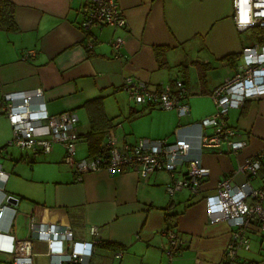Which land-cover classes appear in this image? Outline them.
Segmentation results:
<instances>
[{
    "label": "crops",
    "instance_id": "1",
    "mask_svg": "<svg viewBox=\"0 0 264 264\" xmlns=\"http://www.w3.org/2000/svg\"><path fill=\"white\" fill-rule=\"evenodd\" d=\"M11 1L15 27L0 29V147L11 136L4 95L31 93V100L43 101L50 113L72 109L77 114L76 156L90 157L95 153L82 135L89 129L84 104L101 97L113 122L101 142L106 133L129 142L139 137L173 140L180 125L190 154L199 153L209 172L196 192L183 187L169 194L166 185L186 171L185 164L173 173L156 170L146 179L126 168L78 174L62 160L60 143L46 153L6 148L0 153V167L7 174L0 180V264H11L5 250L12 239L28 237L30 218L54 228L68 225L79 241L92 240L89 228L97 226L99 242L89 264H221L232 226L226 220L209 221L205 198L215 194L222 179L231 184L246 180L248 173L239 171L238 164L258 152L261 167L250 183L264 185V96L247 99L225 115L226 123L248 140L244 148L236 153L200 150L196 142L200 126L195 121L215 109L210 91L243 62L242 46L261 44L238 31L233 0H117L125 26L87 29L81 25L83 0ZM116 35L123 37L118 57L110 44ZM156 47L163 49L159 57ZM228 54L238 57L232 62L225 58ZM126 77L149 88L182 79L189 113L179 116L172 108L134 104L123 88ZM10 196L15 203L8 201ZM257 224H248L249 246L237 249L236 264H264V230ZM170 228L182 240L171 258L165 253ZM54 244L61 248L59 241ZM31 246L32 264H49L46 242L32 237ZM117 248L121 257L115 255Z\"/></svg>",
    "mask_w": 264,
    "mask_h": 264
},
{
    "label": "built area",
    "instance_id": "2",
    "mask_svg": "<svg viewBox=\"0 0 264 264\" xmlns=\"http://www.w3.org/2000/svg\"><path fill=\"white\" fill-rule=\"evenodd\" d=\"M85 16L82 27L108 24L114 27L126 25V18L120 11L117 0H83ZM235 26L238 31L253 27H264V0H233L232 5ZM244 13H246L247 22ZM92 40L86 42V47H92ZM123 37L116 35L111 41L114 56L120 55ZM244 60L236 66L235 71L222 79L210 91L214 102L213 113L202 116L195 121L200 126L197 141L200 150L213 149L236 153L244 148L248 140L241 136L238 128L226 123L225 115L231 108L242 106L247 99L264 96V44H248L241 49ZM30 52L27 53V55ZM172 82V83H171ZM170 83L157 88H149L144 81H133L130 77L123 80V88L134 104H141L161 109H175L179 116L189 113L186 102L188 88L182 79L175 78ZM41 94V89L35 92ZM31 93L19 96L4 95L6 116L11 126V137L6 143L18 149L32 152H49L53 143H60L64 148L63 161L78 174L95 170L133 169L139 176L146 179L156 170L164 169L170 173L177 166L185 164L186 171L179 178L172 179L166 185L169 194L187 187L192 192L199 187L208 175V168L203 166L201 155L190 154V144L185 136L179 135L180 125L174 129L176 136L173 140L167 138L139 137L134 142L120 140L113 133H106L102 142L103 150L90 157L77 158L76 144L77 114L72 109L50 113L43 101L34 102ZM208 129L209 131H206ZM0 147V153L7 145ZM261 153L248 156L238 164V170L247 172V179L238 184H231L228 178L218 182L214 195L205 198L206 215L210 222L228 221L231 226L230 240L224 251L221 264H236L238 248H248L246 236L248 224L256 221L264 230V185L253 187L250 177L256 175L261 167ZM7 174L0 167V180L4 181ZM4 205L0 204V217ZM28 237L12 239L6 253L10 256L11 264H32V237H38L46 242L49 264H89L95 243H98L95 225L90 226L92 240H76L72 236L71 227L64 225L55 227L40 224L30 218ZM169 246L165 253L171 256L179 249L182 240L173 228L166 230ZM59 241L61 248L55 247L54 241ZM122 251L116 254L121 257Z\"/></svg>",
    "mask_w": 264,
    "mask_h": 264
},
{
    "label": "trees",
    "instance_id": "3",
    "mask_svg": "<svg viewBox=\"0 0 264 264\" xmlns=\"http://www.w3.org/2000/svg\"><path fill=\"white\" fill-rule=\"evenodd\" d=\"M13 10L14 4H12L11 0H0V29H14L15 22L12 16ZM252 30L253 39H255L261 44H264V27H253ZM162 51V47H156V55L158 57L160 56V52ZM237 57V54L225 55V58L229 60L235 59ZM158 59L160 64L163 65V61L160 58ZM84 106L88 111L89 129L86 131L85 134L82 135L87 141V147L90 148L93 154L103 150V146H101V141L105 136L104 133L113 127V122L111 121L112 118H108L104 112L103 99L101 97H95L86 101ZM104 245L112 249L114 248V245L110 243L105 242Z\"/></svg>",
    "mask_w": 264,
    "mask_h": 264
},
{
    "label": "rangeland",
    "instance_id": "4",
    "mask_svg": "<svg viewBox=\"0 0 264 264\" xmlns=\"http://www.w3.org/2000/svg\"><path fill=\"white\" fill-rule=\"evenodd\" d=\"M241 32H242L241 33L242 37H244L245 39H247V40L253 39V30H252V28L246 29V30L241 31ZM10 137L8 138V140H10ZM8 140H5V142L3 144L5 145L8 142ZM6 147H7L6 150H8V151L10 150L11 152H16L17 150H20V149H18V147H16V146L14 147V145H7Z\"/></svg>",
    "mask_w": 264,
    "mask_h": 264
},
{
    "label": "water",
    "instance_id": "5",
    "mask_svg": "<svg viewBox=\"0 0 264 264\" xmlns=\"http://www.w3.org/2000/svg\"><path fill=\"white\" fill-rule=\"evenodd\" d=\"M7 199H8V201L11 202V203H15V202H16V199L13 198L12 196L8 197Z\"/></svg>",
    "mask_w": 264,
    "mask_h": 264
},
{
    "label": "clouds",
    "instance_id": "6",
    "mask_svg": "<svg viewBox=\"0 0 264 264\" xmlns=\"http://www.w3.org/2000/svg\"><path fill=\"white\" fill-rule=\"evenodd\" d=\"M244 22H247V18H245V21Z\"/></svg>",
    "mask_w": 264,
    "mask_h": 264
},
{
    "label": "snow or ice",
    "instance_id": "7",
    "mask_svg": "<svg viewBox=\"0 0 264 264\" xmlns=\"http://www.w3.org/2000/svg\"><path fill=\"white\" fill-rule=\"evenodd\" d=\"M244 16H245V18H246V13H244Z\"/></svg>",
    "mask_w": 264,
    "mask_h": 264
}]
</instances>
